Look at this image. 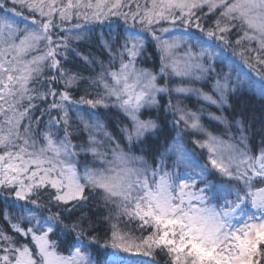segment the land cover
<instances>
[{
  "label": "snow or ice",
  "instance_id": "obj_1",
  "mask_svg": "<svg viewBox=\"0 0 264 264\" xmlns=\"http://www.w3.org/2000/svg\"><path fill=\"white\" fill-rule=\"evenodd\" d=\"M26 10L30 23L21 27V20L29 19L22 15ZM198 12L204 16L218 13L212 28L202 26ZM0 13V189L14 195L15 202H25L19 205L18 222L12 223L14 217L7 211L3 217L14 234L30 238L31 244L19 243L0 229V264H97L93 259L95 247L110 249L105 252L104 264H139L136 256L152 257L158 252L168 257V264H264V148L250 155L246 137L240 138L243 148L225 141L206 131L198 113L174 108L170 100L168 108H174V115L180 113L173 122L178 131L159 161L153 159L150 164L132 150L134 141H141L145 133L158 127L153 120L140 119V112L146 105H157L159 93L196 92L210 104H227L229 92L236 89L230 86V76L216 72L211 63L219 53L205 45L215 40V47L227 49L230 42L226 36L234 29L242 33L236 44L247 42L239 56L260 78L256 87L264 96V0H145L143 5L137 0H0ZM113 16L123 17L125 24L131 19L133 27L138 23L142 31L151 34L160 52V72L137 67L143 39L129 34L119 52L118 68L110 48L108 65L101 62L95 77L69 75L57 59H67L61 52V47L65 52L68 48L67 39L54 40V29L73 17L87 23ZM161 23L169 25L158 29L161 34L177 27L185 32L195 28L207 39L198 37L196 45L183 37L164 39L157 34L156 26ZM182 44L186 46L178 52ZM196 46L198 52L193 51ZM83 59L94 63L88 57ZM45 68L56 69L59 76L42 82ZM165 76L187 78L189 82L214 79L218 99L202 89L159 85L158 77ZM245 77L251 80L247 74ZM60 80L65 88L83 82L85 95L73 100L67 90L57 92L49 87L47 92H39L37 86ZM89 87L96 88L93 98H89ZM48 96L52 103L45 111H56L57 116L50 117L48 130L40 133L32 127L30 113L36 107L32 101ZM107 101H113V106L132 122L131 131L123 130L128 150L107 132L104 136L114 146H106L92 132L87 144L72 143L66 105L107 108ZM212 118L225 122L221 117ZM77 119L86 131L98 133L104 127L99 122L89 124L79 115ZM36 123L39 125V119ZM61 128L63 136L57 134ZM185 132L190 137L206 138L191 139L193 148L189 149L183 141ZM102 147L106 150L101 151ZM77 148L93 156L95 166L85 165L83 174L77 169ZM197 148L207 152L204 163L196 156ZM47 186L55 190L51 199L60 210L42 205L38 196L32 198ZM89 195L99 196L105 206L114 207L117 215L126 216L130 223L138 221L139 230L148 235L134 237L113 225L110 238L101 245L95 229L86 225L87 217L73 218L75 206L88 201ZM29 204L33 207H27ZM38 209H46L48 215H38ZM25 220L27 224L22 227ZM57 233L63 234L67 245L63 251L59 250L61 244L49 238Z\"/></svg>",
  "mask_w": 264,
  "mask_h": 264
},
{
  "label": "trees",
  "instance_id": "obj_2",
  "mask_svg": "<svg viewBox=\"0 0 264 264\" xmlns=\"http://www.w3.org/2000/svg\"><path fill=\"white\" fill-rule=\"evenodd\" d=\"M141 5L145 3V0H137ZM11 7V3H9ZM133 10H135L133 5ZM19 11V8H17ZM124 11H128L127 8ZM204 13H207V8H205ZM3 15V13H0ZM23 17H29V12L26 10L23 12ZM197 15L201 17L200 23L205 29L212 28L217 17L216 15L209 14L204 16L202 13L198 12ZM39 19V17L37 16ZM24 23H30V17L28 20H21L20 26L23 27ZM59 23V21H57ZM80 25V27H76ZM161 27H169L167 23H161L156 26L157 34L161 35L158 31ZM173 30H182V27L174 28ZM172 30V31H173ZM188 33H195L196 36L206 38L202 33L195 28H190ZM129 34H138L143 39V48L141 49L140 55L136 59V65L139 68H144L152 71L153 73H159L161 62H160V52L156 47V41L153 40L150 33L147 31H142L141 26L137 23L133 27V22L129 19L128 23L125 24L123 17H109L103 21H89L85 22L82 18L77 20L73 17L71 20L66 21L56 29H54L53 39L56 40L58 37H65L67 39L68 48L65 52V49L61 47V52L67 56V59H64L63 56H58L57 59H60L61 66L64 70L68 72L69 75L72 73H79L83 77H95L99 73L101 62L107 66L111 58V53L109 49L111 48L112 53L116 54L115 58V67H119V52L122 50V45ZM242 35L239 29H234L231 33L226 36V39L230 42V47L223 49V47H216L218 51L221 52L220 57L226 62L233 60L235 64L240 65L249 75H255L254 72L249 70L242 62L239 52L241 48H246L247 42L244 41L240 45L236 44V40ZM207 39V38H206ZM214 46L216 41H210ZM252 47H255L253 42ZM41 48L46 50L45 46L42 44ZM233 52L237 55H233ZM79 54V55H78ZM83 57H88L89 61L94 63L88 64L84 61ZM225 58V59H224ZM127 60V56H125ZM50 63V62H49ZM215 71L218 72L219 69L223 71L225 66L222 62L216 60L211 62ZM222 74V73H221ZM52 76H59V73L56 69L45 68L44 75L40 80L46 81L47 78ZM256 76V75H255ZM214 79H204L203 82L194 81L190 82L193 86L202 89L203 91L211 93L212 82ZM179 80L174 76H165L163 78L158 77L157 83L159 85H167L169 89L176 87ZM183 82V80H181ZM230 86L234 87L235 91H230L228 94L227 104L222 107L216 105H204L206 113L200 112V123L206 127L210 133L213 135L219 136L220 138H225L231 135L233 138L238 135V132H241L248 143L249 151L252 155H255V152L258 150V147L264 144V97L260 96L256 91L250 89L239 88L237 85L229 81ZM39 92H47L49 87L55 89L57 92L69 91L73 100H79L82 95H85V84L83 82H77L71 85L69 88H65L64 81L60 80L59 83H49L44 82L43 86H37ZM88 91L92 93L93 98L96 94L95 87H89ZM102 94L103 90L100 89ZM58 99V97H57ZM175 107L179 106L182 102L183 107L197 111L202 107V104H205L197 98L194 94L182 97L179 101L177 95L173 92L161 93L157 96V105H152L149 107H144L140 112V117L144 120H153L156 122L158 127L151 131L150 133L145 134L141 141H134L133 152L134 154L144 156L149 163L151 164L153 159L158 161L160 154L163 153L166 147L172 142L173 138L177 135L178 129L174 127V120L178 118L177 113L174 115V108L169 109V101ZM36 107L31 111L30 115L32 117V127L37 129L38 132L42 133L48 130V122L50 117H56L57 112L52 111L50 114L45 110L48 108L49 104L52 103V97L48 96L47 99H35L32 101ZM107 108L98 107L93 109L98 120L102 123L104 128L117 139L122 146H126L124 142L122 127L128 126V119L126 115L118 108L113 106L112 102ZM27 106V102H25ZM69 110L70 124L71 127L69 131L72 133V143L81 145L86 144L87 137L86 132L83 128V125L78 121L77 115L75 113L76 109H85L90 108V106H77V105H66ZM43 113V115H42ZM221 117L223 121L213 119L212 117ZM39 119V125L36 121ZM237 121H240L238 124ZM25 124L28 123L26 119ZM180 129L184 128L183 123L180 124ZM129 128V127H128ZM55 131L56 128H55ZM191 130H189L190 132ZM59 136H63V129H59ZM191 139H199V135L195 137H190L188 132L183 133V141L185 145L192 149L193 145L190 143ZM40 144H43V140H40ZM128 145V144H127ZM129 147V145H128ZM79 153V156L76 157L77 161L83 160L85 158L81 155L79 148L76 149ZM196 156L199 159L200 163L205 162L206 151L203 153L200 149H195ZM212 178V177H210ZM55 190L50 186L39 189L37 194L33 195V199L39 198V202L42 205H45L47 208H51L52 211L60 210L56 203L52 201V196H54ZM87 194V193H86ZM13 202H15L14 195L9 196L6 190L0 189V229H3L6 234L14 236V238L19 243H29L30 238H24L22 236L14 234L9 224L5 221L3 213L7 211L10 216L14 217L12 223L18 222V217L20 216L19 205L24 204V201L15 202L16 206L12 207ZM31 208L32 205H27ZM69 208H72L73 205L69 204ZM110 208L105 206L103 200L99 196L89 195L88 201L77 204L75 206L73 218H79L80 216L87 217L86 225L91 224L95 229V234L100 239L101 245L105 240L110 238V225L109 218L111 216ZM37 214H43L44 216L48 215L46 209H38ZM67 214V213H65ZM21 226H25L23 223ZM51 240L56 241L61 244L62 247L59 249L63 251L67 246L63 240V234L57 233L56 235H50ZM31 246V244H30ZM110 251V249H104L102 247H95L93 251V259L97 261V264H104L105 252ZM67 254V253H65ZM135 259L139 264H168V257L163 252H158L151 259L147 261L141 260L142 258L136 256Z\"/></svg>",
  "mask_w": 264,
  "mask_h": 264
},
{
  "label": "rangeland",
  "instance_id": "obj_3",
  "mask_svg": "<svg viewBox=\"0 0 264 264\" xmlns=\"http://www.w3.org/2000/svg\"><path fill=\"white\" fill-rule=\"evenodd\" d=\"M161 34V33H160ZM193 34V33H192ZM191 33H188V32H185V31H182V30H173V31H171V32H169V33H163V34H161L162 35V37L164 38V39H169V40H171V39H173L174 37H183V39L185 40V41H187L188 43H191V44H193V45H196V41H197V38L199 37V36H196V35H192ZM200 38H202V37H200ZM203 39H205L206 40V38H203ZM209 45H211V46H213L214 47V50L217 52V53H219L220 55H221V52L220 51H218L217 49H216V47L213 45V44H211L210 42L208 43V44H206L205 46H209ZM186 45L185 44H182L181 45V48L180 49H178V52H182L183 50H184V47H185ZM200 50V48H199V46H196V47H194L193 48V51H196V52H198ZM220 55L218 56V57H216V58H214L211 62H213V61H216V60H218V61H220V62H222L223 64H224V66H225V69H223V71L221 70V69H219V71H218V73H222V75L223 74H227L228 76H230V81L233 83V84H235V85H237L239 88H246V89H250V90H253V91H256L260 96H262L260 93H259V91L257 90V87H256V84H258L259 83V81H260V78L259 77H257V76H255V75H249L240 65H237V64H235V62L233 61V60H230L229 62L226 60V62L220 57ZM225 59V58H224ZM138 67V66H137ZM118 68V67H117ZM139 68V67H138ZM237 72H239L240 73V78L239 79H237ZM245 74H247V76H249V77H251V80H248V79H246V77H245ZM177 78V80H179V82L177 83V85H176V87L177 86H180V85H183V86H188V87H192V88H195V89H199V88H197V87H195V86H193L192 84H190V82L188 81V79L187 78H180V77H176ZM181 80H183V82H181ZM204 80H200L199 82H203ZM255 82V83H254ZM213 83H214V81L212 82V88H211V93H209V92H206V91H203V92H205V93H208V94H210V95H212L213 96V98H217L218 99V97H217V95H216V93H214V91H213ZM175 88V87H174ZM173 88V89H174ZM174 92V91H173ZM176 95H177V97H178V99H179V101L182 99V97H186V96H188V95H191V94H194L197 98H200V100L202 101V102H204L205 104H202V107L199 109V110H197V111H193L192 109L190 110V109H188V108H186V107H183V105H182V102L180 103V105L178 106L179 108H181V109H183L185 112H188V111H190V112H196V113H198L199 114V116H200V112H205L206 113V111H204L205 110V106L204 105H211L210 104V102H208V101H205V100H203L200 96H199V94L198 93H196V92H192V93H188V94H177L176 92H174ZM159 94H161V93H159ZM159 94H157V96L159 95ZM264 97V96H263ZM111 102H112V104H113V101H107V103H109V104H111ZM213 105V104H212ZM152 106V105H151ZM217 106V105H216ZM145 107H149V106H145ZM218 107H221V106H218ZM143 109V108H142ZM141 109V110H142ZM121 110V109H120ZM122 111V110H121ZM123 112V111H122ZM75 113H76V115H77V117H78V115L79 116H82L85 120H87L88 121V123L89 124H94V123H96V122H99L100 124H102L99 120H98V118L96 117V114H95V112L93 111V109L91 108H85V109H76L75 110ZM124 113V112H123ZM125 114V113H124ZM179 114L180 113H177V115L179 116ZM208 116H210V114L207 112L206 113ZM126 115V114H125ZM127 117V116H126ZM201 117V116H200ZM127 119H128V126L126 127H122V132H123V137H124V142H125V144H126V146H122V144L120 143V142H118L117 141V139L115 138V137H113L104 127H103V129L100 131V132H94L92 129H89V130H85V132H86V137H87V141H88V137H89V133L90 132H92V134H94V135H96V138H97V140H101V141H103L104 142V144L106 145V146H114V144H111V142L108 140V138L107 137H105L104 136V132H107V133H109L110 134V136L116 141V142H118L119 144H120V146L121 147H123L124 149H125V151H127L128 150V140H127V138H126V133L123 131L124 129H128L129 131H131V129H132V122L129 120V118L127 117ZM140 119H142L141 117H140ZM142 120H144V119H142ZM129 127V128H128ZM205 129H206V131L207 132H210L206 127H204ZM53 131L55 132V127L53 128ZM151 132V131H150ZM150 132H147V133H150ZM147 133H145V134H147ZM243 134L241 133V132H238V135L237 136H235L234 138L231 136V135H229L228 134V136L227 137H225V138H221V139H223V140H225V141H229L230 143H232V144H235V145H237V146H239L240 148H243L244 147V145L241 143V141H240V138H241V136H242ZM216 136V135H215ZM244 136V135H243ZM217 137H219V136H217ZM206 137L205 136H203V135H199V139H205ZM220 138V137H219ZM231 138V139H230ZM246 143H247V141H246ZM86 144H87V142H86ZM247 145H248V143H247ZM187 147V146H186ZM261 148H264V144L262 145V146H260V147H258V150L255 152V154H257L258 152H259V150L261 149ZM104 150H106V148L105 147H102L101 148V151H104ZM248 151H249V148H248ZM206 154H207V152H206ZM249 154L250 155H252L251 154V152L249 151ZM81 155L85 158V162L83 161V160H81V161H79L78 163H77V169H78V171L81 173V174H83V171H84V167H85V165H87V166H89V167H94L95 165L92 163V161H93V156L91 155V153H84V152H81ZM137 155V154H136ZM207 156V155H206ZM77 160V159H76ZM158 161H159V159H158ZM157 161V162H158ZM166 163H168V164H170V161H166ZM209 180H212V178H208ZM109 208H110V213H111V216H110V218H109V225H110V231L112 232L113 231V225H115L116 226V230L117 231H119V232H121V233H131V235L132 236H134V237H141V236H147L148 235V232L147 231H145V232H141L140 230H139V226H138V224H139V222L138 221H132L131 223L129 222V220H128V218L126 217V216H118L117 215V213H116V209L114 208V207H111V206H108ZM23 224L24 225H26L27 224V221L25 220L24 222H23ZM110 236H111V234H110ZM139 257H141L142 259L141 260H143V261H147V260H149V259H151L152 257H147V256H142V255H140Z\"/></svg>",
  "mask_w": 264,
  "mask_h": 264
}]
</instances>
